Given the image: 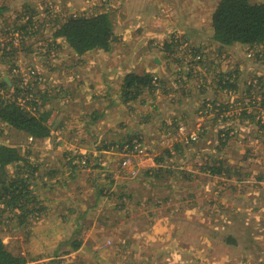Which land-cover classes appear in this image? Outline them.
Segmentation results:
<instances>
[{"label": "rangeland", "instance_id": "1", "mask_svg": "<svg viewBox=\"0 0 264 264\" xmlns=\"http://www.w3.org/2000/svg\"><path fill=\"white\" fill-rule=\"evenodd\" d=\"M219 2L0 0V76L29 110L44 104L52 128L36 140L0 122V145L27 159L8 171L44 207L24 224L0 214L10 252L26 264H264V49L214 40ZM99 13L121 37L110 52L49 47L65 18ZM130 73L155 74L156 88L127 104ZM170 100L174 125L161 118Z\"/></svg>", "mask_w": 264, "mask_h": 264}, {"label": "trees", "instance_id": "2", "mask_svg": "<svg viewBox=\"0 0 264 264\" xmlns=\"http://www.w3.org/2000/svg\"><path fill=\"white\" fill-rule=\"evenodd\" d=\"M64 20L62 24L56 25L55 40L50 43V48H57L56 39H64L77 55L83 56L94 50L110 52L115 43L121 41V37L115 32L114 22L107 13H99L90 17L69 16ZM212 27L214 30L213 38L222 47L241 46L251 49L262 47L264 49V1L254 3L251 0H220L212 15ZM165 46L168 49L171 48V44ZM10 48H16L14 43L10 42ZM257 53V55L262 53V49ZM154 78L155 74L152 73L143 75L130 73L126 75L121 93L123 102L127 104L136 102L142 99L146 91L155 90ZM13 86H10L0 76V90L6 92L5 95L0 94V122L27 137L36 140L48 138L52 128L48 123L49 113L41 110L44 104L31 100L27 102L28 105L32 106V110H29L19 101L22 90L15 84ZM254 87H256L255 84L249 86V90L254 89ZM262 103H264V99ZM262 108L264 109V104ZM141 142L139 140V146H141ZM81 160L87 162L85 156H81ZM22 161L26 162L27 159L24 158L19 149L0 145V205L3 204L0 206V214L7 211L17 212L20 224L28 221V216L37 212L41 213L44 210V207L38 208L40 201L34 197V193H31L32 184L30 180L20 177L21 172L17 171L13 177L8 171L10 166L19 165ZM18 168L21 169L20 166ZM212 170L214 173L219 171L218 168H212ZM31 202L34 204L30 208ZM228 242L235 244L236 241L230 238ZM74 246L77 249L80 243H76ZM26 263V258L10 252L4 240L0 238V264Z\"/></svg>", "mask_w": 264, "mask_h": 264}, {"label": "crops", "instance_id": "3", "mask_svg": "<svg viewBox=\"0 0 264 264\" xmlns=\"http://www.w3.org/2000/svg\"><path fill=\"white\" fill-rule=\"evenodd\" d=\"M209 20H210V24L212 25V15L209 16ZM159 31L160 30L157 29L156 32H159ZM231 47L232 48H241V46H231ZM231 47H229V48H231ZM161 61H162V66L164 67L165 64H166V62H167V60L161 59ZM158 68H159V66H158ZM160 70H162V69L160 68ZM154 73L157 74V75H159L158 74V69L157 70H154ZM166 91H168V94L170 93V90L166 89ZM172 93L175 96V90H173V88H172ZM168 104L169 105H167V106H169V107H167L165 109V111H163V112H167V115L166 116H161V114H158V115L161 116V118L163 119L162 121H166L167 123L174 125V124H176V122L180 121L182 119V117H178L177 116V114H178V108H175L176 106L173 105L174 104V101L173 100H170L168 102ZM170 105H172V106H170ZM237 124H240V123H237Z\"/></svg>", "mask_w": 264, "mask_h": 264}, {"label": "built area", "instance_id": "4", "mask_svg": "<svg viewBox=\"0 0 264 264\" xmlns=\"http://www.w3.org/2000/svg\"><path fill=\"white\" fill-rule=\"evenodd\" d=\"M249 56H252V53H251V52H250ZM192 139L194 140V139H195V136H193ZM134 145H135V146L128 145V146L126 147L125 151L129 150L130 147L137 148V145H138L137 142H135ZM138 146H139V145H138ZM82 163H83V164H87V162H85V161H83Z\"/></svg>", "mask_w": 264, "mask_h": 264}, {"label": "water", "instance_id": "5", "mask_svg": "<svg viewBox=\"0 0 264 264\" xmlns=\"http://www.w3.org/2000/svg\"><path fill=\"white\" fill-rule=\"evenodd\" d=\"M155 62L158 63V64H160V61H159L158 58H155ZM5 81H6L9 85H11V83L9 82V80H8L7 78H5Z\"/></svg>", "mask_w": 264, "mask_h": 264}, {"label": "bare ground", "instance_id": "6", "mask_svg": "<svg viewBox=\"0 0 264 264\" xmlns=\"http://www.w3.org/2000/svg\"><path fill=\"white\" fill-rule=\"evenodd\" d=\"M56 135V134H55Z\"/></svg>", "mask_w": 264, "mask_h": 264}]
</instances>
